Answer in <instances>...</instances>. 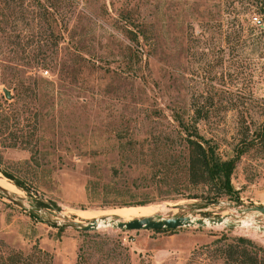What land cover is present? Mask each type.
Segmentation results:
<instances>
[{"label": "rangeland", "instance_id": "1", "mask_svg": "<svg viewBox=\"0 0 264 264\" xmlns=\"http://www.w3.org/2000/svg\"><path fill=\"white\" fill-rule=\"evenodd\" d=\"M174 116L195 122L222 158L234 154L238 122L249 133L264 123V0H0V187L25 204L0 193V264H236L223 250L238 238L264 261L259 214L240 215L245 226L171 230L47 222L121 209L86 181L128 163L131 176L152 173L179 150ZM230 183L229 195L198 187V198L130 208L216 217L264 206V141L240 155Z\"/></svg>", "mask_w": 264, "mask_h": 264}, {"label": "trees", "instance_id": "2", "mask_svg": "<svg viewBox=\"0 0 264 264\" xmlns=\"http://www.w3.org/2000/svg\"><path fill=\"white\" fill-rule=\"evenodd\" d=\"M9 75H12L11 72ZM173 120L177 122L176 125L182 131L180 134H183L180 135L179 150L176 153L159 156V166L154 164L147 166L152 173H139L131 176L130 163H128L126 169L122 171L112 168V172L104 180L88 179L86 189L100 194L103 199H106L107 195L114 196V200L104 203L107 206L118 208L137 207L136 205L143 207L155 199L198 198L204 195L202 190L197 192L198 187L205 188V198L209 194L212 196L229 195L233 190L230 176L235 164L242 153L264 141V123L258 124L249 133V128L244 122H238L237 132L240 136L235 143L234 154L222 158L217 152L216 144L198 133L195 122H184L175 116ZM124 151L126 155L133 156L140 153L133 147ZM157 172L160 173L156 174ZM166 173L172 174L173 177L167 180V177H164ZM13 181H15L14 184L28 190L24 183ZM117 197H119L118 200ZM238 241L240 243L236 246L229 244L226 246L223 250L225 255L230 256L236 264H264V261L259 262L255 257L249 256L250 253L247 252L245 246L248 243L246 239L238 238ZM24 261L25 264H29L25 258Z\"/></svg>", "mask_w": 264, "mask_h": 264}, {"label": "water", "instance_id": "3", "mask_svg": "<svg viewBox=\"0 0 264 264\" xmlns=\"http://www.w3.org/2000/svg\"><path fill=\"white\" fill-rule=\"evenodd\" d=\"M3 95L5 98H10L9 93L6 89H2ZM34 196L37 197V192L32 191ZM0 193L10 202L25 207L23 200L14 198L9 191L0 187ZM201 204H216L219 205L221 202L219 200H203ZM33 210L40 211L37 206L32 208ZM237 214L234 216L232 215L233 220H229L224 227H233L239 226L241 220L239 218L240 215L244 214H254V215H261L264 217V206H249L240 209H236ZM225 216H216V217H192L188 215H180V216H143L139 218H131L129 220H122L116 216H102L99 218L89 219L86 222L78 221L75 219L66 220V221H56V220H47V222L52 226H61V227H70L75 230L80 231H93L98 228V222L101 221L102 224L107 225L106 227L116 228V229H123V230H157V229H175L179 227H186V226H199L204 227L206 225H218L223 221ZM264 231V228H261Z\"/></svg>", "mask_w": 264, "mask_h": 264}, {"label": "bare ground", "instance_id": "4", "mask_svg": "<svg viewBox=\"0 0 264 264\" xmlns=\"http://www.w3.org/2000/svg\"><path fill=\"white\" fill-rule=\"evenodd\" d=\"M127 208L128 209H122L121 208V209H117V210H103V211H101V210L100 211H79L78 215L80 216V218L87 219V220L88 219H93V218H99V217H102V216H105V215L116 216V217H118L120 219L121 218L126 219V218H129V217L139 218V217L150 216L151 215V208H148V207H146V208H130V207H127ZM235 213L237 214L236 211H235ZM229 220H233L232 214L225 216L223 221L221 223H219L218 225H224ZM238 222H240L239 226H245L243 220H238ZM98 224H99L98 228L107 226V225L102 224L101 221H99Z\"/></svg>", "mask_w": 264, "mask_h": 264}, {"label": "built area", "instance_id": "5", "mask_svg": "<svg viewBox=\"0 0 264 264\" xmlns=\"http://www.w3.org/2000/svg\"><path fill=\"white\" fill-rule=\"evenodd\" d=\"M250 20L252 23L256 24L257 26H262L263 24L260 21V18L256 15L250 16Z\"/></svg>", "mask_w": 264, "mask_h": 264}]
</instances>
